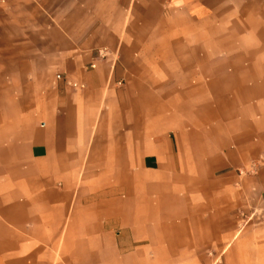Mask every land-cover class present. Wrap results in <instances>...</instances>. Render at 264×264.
Listing matches in <instances>:
<instances>
[{
	"label": "crops",
	"instance_id": "1",
	"mask_svg": "<svg viewBox=\"0 0 264 264\" xmlns=\"http://www.w3.org/2000/svg\"><path fill=\"white\" fill-rule=\"evenodd\" d=\"M258 157L264 0H0V264L238 258Z\"/></svg>",
	"mask_w": 264,
	"mask_h": 264
},
{
	"label": "rangeland",
	"instance_id": "2",
	"mask_svg": "<svg viewBox=\"0 0 264 264\" xmlns=\"http://www.w3.org/2000/svg\"><path fill=\"white\" fill-rule=\"evenodd\" d=\"M206 25L213 26L214 19L207 20ZM228 25L230 26V21ZM263 168L262 157L256 158L247 166L237 168L240 175L255 176L254 194L249 196L248 200L244 196L243 205L235 211V217L238 219L235 234L240 241L238 258H210L207 259V264H264V181L256 178L262 176Z\"/></svg>",
	"mask_w": 264,
	"mask_h": 264
},
{
	"label": "built area",
	"instance_id": "3",
	"mask_svg": "<svg viewBox=\"0 0 264 264\" xmlns=\"http://www.w3.org/2000/svg\"><path fill=\"white\" fill-rule=\"evenodd\" d=\"M97 56L104 58L106 56V50L102 49V50H98L97 51ZM91 67L94 66L93 63L90 64ZM58 78H60V75H58Z\"/></svg>",
	"mask_w": 264,
	"mask_h": 264
}]
</instances>
